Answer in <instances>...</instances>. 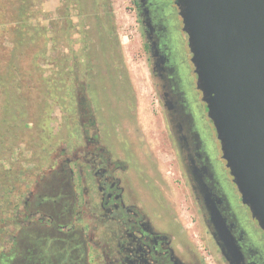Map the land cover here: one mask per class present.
Returning a JSON list of instances; mask_svg holds the SVG:
<instances>
[{
	"label": "flooded vegetation",
	"instance_id": "1",
	"mask_svg": "<svg viewBox=\"0 0 264 264\" xmlns=\"http://www.w3.org/2000/svg\"><path fill=\"white\" fill-rule=\"evenodd\" d=\"M128 6L174 158L173 177L181 182L179 203L161 190L171 221L154 218L141 205L126 174V157L122 162L112 156L91 115L94 131L83 137L81 157L65 159L51 170L49 177L56 178L57 185L52 179L54 184H43L42 193L28 195L26 221L38 215L37 222L63 235L61 253L71 264H264V232L241 202L222 157L176 0H128ZM74 163L88 168L79 186L80 204L70 166ZM64 186L68 190L58 193ZM47 190L57 194L46 197ZM179 206H184L190 223ZM80 214L87 221L82 239L74 227Z\"/></svg>",
	"mask_w": 264,
	"mask_h": 264
},
{
	"label": "rangeland",
	"instance_id": "2",
	"mask_svg": "<svg viewBox=\"0 0 264 264\" xmlns=\"http://www.w3.org/2000/svg\"><path fill=\"white\" fill-rule=\"evenodd\" d=\"M60 2L41 0L39 10L47 17H55ZM109 4L112 25L105 26L104 32L102 25L93 17L87 23L90 25L89 35L86 38L81 36L79 43L70 45L74 50L89 52L88 58L75 56L67 51L65 43L60 44L58 51L69 58V66L75 65L79 81L74 102L62 95L51 106L48 117L50 136H42L37 127L40 118L37 114L38 106H26L29 120L18 140L15 137L3 140L11 149L10 152H0V158L4 159L2 164L13 174L10 179L13 181L14 172L20 168L22 170L20 191L16 189L11 195V211L8 213L12 221L17 222V226L8 228L9 241L0 248V255L8 253L9 264L72 263L61 253L64 248L61 241L65 240L63 235L47 230L48 223L37 222L38 215L31 218V223L27 222L29 211L24 202L30 193H42L40 190L43 184L52 186L54 178L49 177L52 169L60 167L65 159L72 160L75 155L81 157L79 152L85 148L83 137H89L94 131L88 121L90 115L95 117L100 138L105 140L112 156L122 162L123 156L126 157V174L141 198V205L154 218L159 215L166 224L171 218L162 191L165 190L171 200L180 202L181 182L173 177L174 158L164 138L160 109L155 103L156 96L150 85V72L139 46L138 26L129 11L128 0H109ZM73 20L76 22L75 15ZM80 62H83L81 67L78 66ZM50 70V66H45L44 76H49ZM70 166L78 203H81L83 193L79 186L87 178L88 168L80 163ZM120 176L123 177V171ZM86 182L89 184V180ZM63 189L65 192L68 190L64 186L58 193ZM157 190L160 195L156 193ZM45 193L48 195L46 197L57 194L55 190H47ZM179 208L185 222L190 223V216L184 206ZM74 224L79 237L85 238L87 235H84L83 228L87 226V221L81 214L76 217ZM85 234L88 232L85 231Z\"/></svg>",
	"mask_w": 264,
	"mask_h": 264
},
{
	"label": "water",
	"instance_id": "3",
	"mask_svg": "<svg viewBox=\"0 0 264 264\" xmlns=\"http://www.w3.org/2000/svg\"><path fill=\"white\" fill-rule=\"evenodd\" d=\"M226 167L264 232V0H176Z\"/></svg>",
	"mask_w": 264,
	"mask_h": 264
},
{
	"label": "trees",
	"instance_id": "4",
	"mask_svg": "<svg viewBox=\"0 0 264 264\" xmlns=\"http://www.w3.org/2000/svg\"><path fill=\"white\" fill-rule=\"evenodd\" d=\"M40 2L0 0L1 153L11 151L3 140L9 137L18 140L25 129L29 120L26 106H38L40 118L37 127L42 136L47 138L50 136L48 117L51 106L62 95L74 102L79 77L75 65L69 66V58L58 51L60 44L65 43L67 51L86 59L90 56L89 52L74 50L70 45L79 43L81 36L86 38L89 35L90 25L87 23L93 17L102 25L100 27L104 32L105 26L112 25L109 0H61L55 17L43 15L39 10ZM74 15L76 22L73 20ZM82 64L80 62L78 66ZM45 66H50L49 76H44ZM3 160L0 158V248L9 241L8 228L17 226L8 213L11 211V195L16 189L20 191L22 174L20 168L14 172L15 179L12 181L10 177L13 174L11 170L5 169ZM8 262V253H2L0 264Z\"/></svg>",
	"mask_w": 264,
	"mask_h": 264
}]
</instances>
